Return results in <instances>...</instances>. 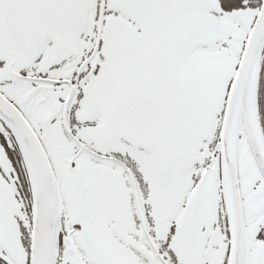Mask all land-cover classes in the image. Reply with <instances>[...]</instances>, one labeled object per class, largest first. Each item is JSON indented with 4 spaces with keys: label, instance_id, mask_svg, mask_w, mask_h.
I'll return each instance as SVG.
<instances>
[{
    "label": "snow or ice",
    "instance_id": "obj_1",
    "mask_svg": "<svg viewBox=\"0 0 264 264\" xmlns=\"http://www.w3.org/2000/svg\"><path fill=\"white\" fill-rule=\"evenodd\" d=\"M0 264H264V0H0Z\"/></svg>",
    "mask_w": 264,
    "mask_h": 264
}]
</instances>
